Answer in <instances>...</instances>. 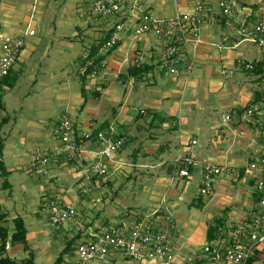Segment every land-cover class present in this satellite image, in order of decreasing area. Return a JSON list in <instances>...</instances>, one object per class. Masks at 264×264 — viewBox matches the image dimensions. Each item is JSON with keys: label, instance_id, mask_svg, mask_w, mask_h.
<instances>
[{"label": "crops", "instance_id": "0c3cea01", "mask_svg": "<svg viewBox=\"0 0 264 264\" xmlns=\"http://www.w3.org/2000/svg\"><path fill=\"white\" fill-rule=\"evenodd\" d=\"M220 1H144L143 9L161 18L190 11L198 4L206 7L199 41L184 46L177 75L160 65L167 45L164 39L125 32L118 46L100 57L97 73L85 77L78 74L79 67L88 55L89 59L95 56L97 45L109 38L114 26L111 20L94 15V0H0V46L7 38L35 32L26 38L22 55L0 86V133L12 126L7 136L0 135V163L5 167L0 176L6 179L26 165L32 169L38 151L58 148L61 142L53 129L63 115L73 119L79 134L104 131L125 139L108 165L107 180L92 168L104 148L95 137L83 143L74 161L54 159L49 175L41 180L38 207L29 220L18 213L14 216L1 199L5 219L0 226L7 230L8 241L0 257L19 262L32 256L34 264H76L73 257L82 236L92 239L112 224L150 215L161 226L159 218L170 210L178 227L173 236L175 264H234L210 259L203 247L228 244L231 237L219 234L218 229L258 210L257 174L250 173L248 165L258 159L264 135L260 126L245 117V111L254 103H264V55L239 29L252 28L263 8L256 0H230L240 8L227 18L218 6ZM130 15L127 8L120 18L131 17L133 22L140 13ZM239 59L254 63L255 70L241 68ZM23 77L29 81L33 99L26 106L13 102L11 95L5 100V93L14 90ZM7 105L24 117L19 123L13 122ZM227 114L232 120H225ZM27 139L39 143L31 153L23 151ZM189 154L196 155L197 165L189 177H181L177 163ZM204 162L223 170L209 196L200 195ZM4 183L12 187L9 181ZM128 186L130 191L124 193ZM56 195L63 196L66 205L77 206L76 219L57 231L37 229L38 219L49 226L43 198ZM16 218L25 223L29 250L11 242ZM68 245L71 248L63 255ZM250 264H264V250L259 249Z\"/></svg>", "mask_w": 264, "mask_h": 264}, {"label": "built area", "instance_id": "2783aa9c", "mask_svg": "<svg viewBox=\"0 0 264 264\" xmlns=\"http://www.w3.org/2000/svg\"><path fill=\"white\" fill-rule=\"evenodd\" d=\"M145 0H94L93 13L99 19L114 22L109 38L99 43L96 54L79 67L80 76L95 75L97 65L102 56L107 55L118 46L122 34L130 32L135 37L153 34L167 43L160 60L162 68L171 75H177L179 67L184 60L183 49L187 43L196 44L199 41L200 29L204 22L206 7L198 4L192 10L180 13L171 18H161L152 10H144ZM263 10L259 20L252 28L241 26L239 33L255 43L264 55V0H256ZM222 14L231 18L240 6L230 0L219 3ZM127 8L131 15L139 12L140 16L132 22L131 17L125 19ZM130 15V16H131ZM117 18L119 21L117 22ZM34 31H28L15 39L7 38L0 46V85L11 74L16 62L23 53L26 38L33 36ZM238 65L246 71H253L256 65L243 59ZM193 64L189 63L187 69L191 71ZM245 117L251 119L255 125L262 128L264 135V103H254L245 111ZM226 121L232 120L230 114L225 116ZM61 145L53 152L38 151L33 159L32 171L37 176H47L50 173L54 159H63L72 162L80 155L84 142L94 137L103 145L99 158L93 163V170L104 180L109 174L108 165L113 162L118 152L124 147L125 139L113 138L104 131L95 134L84 132L79 134L74 122L68 115L60 117L53 129ZM197 141H193L196 144ZM202 187L201 196L212 193L216 178L223 174L222 167L212 162L201 163ZM197 165V158L189 154L177 163L179 175L189 177L192 168ZM250 173H256L255 189L259 195L258 210L237 223L228 227H220L218 233L231 237V241L223 246L208 244L203 248L204 254L214 261H227L234 264H248L259 249L264 250V138L257 160L248 165ZM241 171H236L240 175ZM83 193L91 189H82ZM49 224L57 228L77 216L75 208L64 203L61 195L47 199L44 204ZM155 215V213H154ZM158 226L152 216L133 221L132 223L112 224L101 234L95 235L89 241H81L76 247L78 260L83 263L111 264L112 259L120 257L127 264H175L176 252L173 244V235L177 230L175 216L171 211L159 218Z\"/></svg>", "mask_w": 264, "mask_h": 264}, {"label": "rangeland", "instance_id": "374dc122", "mask_svg": "<svg viewBox=\"0 0 264 264\" xmlns=\"http://www.w3.org/2000/svg\"><path fill=\"white\" fill-rule=\"evenodd\" d=\"M30 89H31V86H29V81L27 80L26 77H23L21 79V82L17 85V87L14 90L10 89V91L5 93V100L6 99L9 100L11 98L10 97V95H11V96H13V102H18V104H22V105L26 106L27 102L30 99H33V93L30 91ZM7 94H9V95H7ZM10 108L11 107H9L7 105V112L12 117L13 122L15 121V119H17L18 123H19V121L21 119H23L24 117L21 115V113H18V112L14 111V110H11ZM28 112L29 111L26 112V116L29 118ZM72 121H73V119H72ZM11 127L12 126H10V124H9V126H5L3 128V131L0 133L1 137L4 138V136H7L9 134V130L11 129ZM27 141H28V143H27V145H25L23 147V151L26 152V150H29V152L31 153L32 149H35L38 146L39 143L37 141H33V140H30V139H27ZM39 148H42V147H39ZM17 173H19V174H17ZM17 173L11 174L6 179H4L3 177L0 176V200L1 199L4 200L3 206L8 211L10 210L12 212V214H14V216H17V213H18L23 218L29 220L30 219L29 216H31L35 212L37 207H38V201H37V198H36L37 197L36 193L39 192V194H41V192H40L41 191L40 183H41V180H45L46 177H44V176L41 177V176H37L36 174H34L32 169L29 168V165H26L24 168H22L21 171H18ZM6 180L9 181L12 184L11 188L5 187V185H4L5 183L4 182ZM24 185H26V189L25 190H23V186ZM54 187H56L55 184H54ZM130 189H131L130 186H128L127 188L125 187L124 193L125 192H129ZM33 192H35V193H33ZM47 198L48 197H44L43 199L47 200ZM41 201H40V205H42ZM71 207H73L75 209L77 208L76 205H73ZM19 208L21 209L22 214L19 213V211H18ZM168 211H170V210H165L163 214H165ZM154 213L156 215L157 211H155ZM154 213H153V216H155ZM77 215H78V213H77ZM76 217L73 218L72 220L74 221L76 219ZM39 220H40V223L38 225L36 224V227H37V229L41 228L43 231L47 230L48 232H51L53 229L57 231V229H60L61 227L64 226V225H61L60 227L52 228L50 226V224L48 226L46 220L38 219V221ZM34 221L37 222L36 219H34ZM48 223H49V221H48ZM5 226L8 227L7 224H5ZM9 227H12V225H9ZM177 229H178V227H177ZM176 232H177V230H176ZM80 240L81 241H89L90 239H87V237L82 236V238ZM81 241H79V243ZM206 245H208V244H206ZM54 251H55V249L53 248L52 252H54ZM73 260H74V263H76V264H83L81 262L80 263L78 262L77 256L73 257ZM87 264H93V263H87ZM111 264H127V262L124 259H120V260L119 259L118 260H116V259L113 260L112 259ZM248 264H249V262H248Z\"/></svg>", "mask_w": 264, "mask_h": 264}, {"label": "trees", "instance_id": "16d2710c", "mask_svg": "<svg viewBox=\"0 0 264 264\" xmlns=\"http://www.w3.org/2000/svg\"><path fill=\"white\" fill-rule=\"evenodd\" d=\"M9 76L3 81V83L9 78ZM1 109H2V104H1V96H0V111H1ZM0 170H1L2 174L5 172V167H4V165H1V163H0ZM258 199H259V195H258ZM4 219H5V215L1 214V210H0V221L4 220ZM13 223H14V234L11 237L12 244L21 243V244H23L25 250H29L28 241H27V237H26L27 230H26V226H25L23 219L22 218H16ZM7 239H8L7 230L4 229V227L0 226V252L1 253L5 252L6 244L8 241ZM74 242L76 243V240L71 242V246L73 244H75ZM70 248L71 247L68 245L64 249V252L62 254L64 255L66 252L69 251ZM251 260L249 261V264L251 263ZM0 264H34V259L31 256L28 259H24V260H21L18 262V261L11 259L9 257H0Z\"/></svg>", "mask_w": 264, "mask_h": 264}]
</instances>
